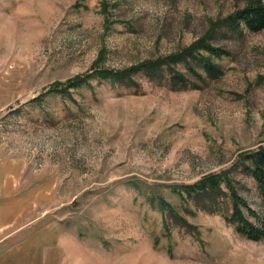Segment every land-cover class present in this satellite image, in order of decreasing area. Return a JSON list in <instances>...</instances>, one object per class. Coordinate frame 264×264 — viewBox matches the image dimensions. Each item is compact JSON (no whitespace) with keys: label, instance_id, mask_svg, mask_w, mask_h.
Returning a JSON list of instances; mask_svg holds the SVG:
<instances>
[{"label":"rangeland","instance_id":"obj_1","mask_svg":"<svg viewBox=\"0 0 264 264\" xmlns=\"http://www.w3.org/2000/svg\"><path fill=\"white\" fill-rule=\"evenodd\" d=\"M245 3L0 0V264H264V240L171 190L225 172L264 216L240 163L264 145V29L218 27L211 43L230 56L195 89L137 73L136 86L48 90L179 51Z\"/></svg>","mask_w":264,"mask_h":264},{"label":"trees","instance_id":"obj_2","mask_svg":"<svg viewBox=\"0 0 264 264\" xmlns=\"http://www.w3.org/2000/svg\"><path fill=\"white\" fill-rule=\"evenodd\" d=\"M217 28L238 38L242 37L246 31L260 32L264 29L263 1L246 0L243 7L217 23L211 22L210 28L200 38L179 51L166 56L148 58L120 70L94 67L96 70L90 74L77 75L65 82L54 83L49 86L48 90L69 95L71 93L69 89L88 85L89 80L94 77L99 80L136 86L133 77L137 73H142L148 80L161 81L167 78L170 85L181 86V89L187 87L195 89L197 82L203 83L205 80L216 79L223 72L222 67L214 62L215 58L230 56L228 51L211 43V37ZM179 64L184 65L186 72L177 69ZM240 160V163H243V173L253 179L256 191L264 203V145L246 152ZM221 184L224 185L225 190ZM171 190L184 203H187L189 199L209 198L208 204L203 208L210 212H214L217 208L223 219L233 226L237 234L250 241L264 240V216L259 215L242 198L225 172L209 174L195 184L173 185ZM147 198L151 207L168 215L174 214L173 208L163 198ZM196 200L193 202L196 203ZM198 203L196 205H199Z\"/></svg>","mask_w":264,"mask_h":264}]
</instances>
